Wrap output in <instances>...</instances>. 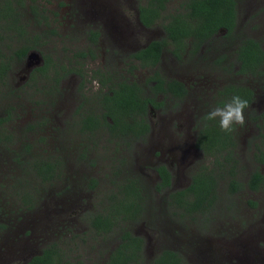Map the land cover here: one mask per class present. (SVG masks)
Instances as JSON below:
<instances>
[{
	"label": "rangeland",
	"instance_id": "rangeland-1",
	"mask_svg": "<svg viewBox=\"0 0 264 264\" xmlns=\"http://www.w3.org/2000/svg\"><path fill=\"white\" fill-rule=\"evenodd\" d=\"M183 1L165 0L160 16L143 25L138 6L147 0H23L19 23L25 34L0 31L6 53L24 43L30 46L27 52L38 56H13L0 82V116H7L0 125V264H21L51 243L71 263L104 264L121 229L142 238L136 264H151L163 247L180 251L188 264H229L223 256L264 264V163L252 157L264 123L259 115L264 109V67L253 76L235 73L236 64L227 63L234 43L222 30L197 49L186 39L178 55L167 42L154 65L129 55L147 40L163 37L162 24L167 15L182 10ZM33 3L39 14L32 17ZM236 13L235 44L249 36L264 48V0H236ZM90 29L98 32L94 39ZM87 48L93 57L75 55ZM46 57L50 65L45 72H29ZM60 65L77 68L82 75L69 72L53 84L52 70L62 72ZM155 72L164 79H180L187 95L178 100L161 97L150 79ZM120 80L136 82L152 98L147 131L120 135L106 125L81 130L80 118L98 115L101 94ZM230 81L246 83L254 96L244 111L245 124L234 126V144L224 160L226 152L205 154L194 140L199 112ZM37 158L57 162L50 180L32 174L28 162ZM157 163L166 165L171 175L170 184L159 190L152 170ZM200 168H213L215 197L204 208L181 215L171 205L170 190L186 186ZM254 168L262 181L250 189L244 183ZM231 178L241 183L234 191L228 187ZM127 180H133L136 190L121 192ZM139 195L142 209L136 217L118 221L106 232L90 225V216L106 211L108 204L124 213L135 210ZM245 252L253 255L251 262H245Z\"/></svg>",
	"mask_w": 264,
	"mask_h": 264
},
{
	"label": "trees",
	"instance_id": "trees-1",
	"mask_svg": "<svg viewBox=\"0 0 264 264\" xmlns=\"http://www.w3.org/2000/svg\"><path fill=\"white\" fill-rule=\"evenodd\" d=\"M34 2L35 0H30ZM165 0H147L146 5L138 6V19L143 25H149L152 21L160 16L164 7ZM23 0H0V31H13L18 34H25L23 24L19 23L20 11ZM182 10L167 15L168 20L162 24L164 36L149 40L146 44L136 50L130 52V57L137 59L143 64L154 65L160 58V53L167 42L173 46L174 55L179 54L182 46L189 39V44L193 49H197L203 42L213 38L214 33L218 30L223 31V37L228 38L233 35L236 17V0H184L181 3ZM35 3L31 6L32 17L39 14L35 9ZM52 32V30L50 29ZM90 38L97 36V30L90 29ZM34 38L36 36L34 35ZM35 41V40H34ZM29 45L21 43L14 50L6 53V49L0 43V82L2 83L6 72L13 58L21 59L26 55ZM93 57L91 48L87 51L80 50L75 52L77 57H83L86 54ZM235 73L256 75L262 73L261 68L264 63V49L260 46L256 38L242 36L238 39L235 47ZM12 61V60H11ZM47 57L42 64L34 66L29 72L34 71L45 72L49 66ZM58 73L54 68L52 70L53 84L69 72H75L82 75L79 69L68 66L63 69L59 66ZM153 80V87L156 91L164 94L181 95L185 91V87L181 82L172 78L164 79L158 73L150 78ZM103 82V81H101ZM141 87L134 81L126 82L124 80L117 81L110 86L106 92H103L99 98L101 112L96 115L88 113L80 118L79 128L81 130L92 131L100 125H106L109 130L116 131L120 135H142L148 129L146 118L147 103L153 104L152 98L142 94ZM233 95H239L251 103L254 93L253 88L244 82L231 81L223 85L218 91L217 105L222 106L224 102L230 100ZM160 102V101H159ZM208 112V111H207ZM206 112V113H207ZM204 113V114H206ZM264 120V109L259 113ZM205 116V115H204ZM203 116V117H204ZM255 117V115H253ZM7 119L6 115L0 116V125ZM207 123V127H205ZM30 127V126H29ZM263 130L259 132L260 144H258L252 152V157L258 163H264V123L261 124ZM6 138L8 137L7 134ZM233 131L226 133L221 131L218 121L200 122V127L196 132L194 140L195 146L202 150L205 154L214 155L222 151L226 152L224 160H227L231 151L230 148L234 144L232 138ZM215 162L223 165L221 161ZM32 174L40 180H50L56 170L57 162L49 158H37L28 162ZM158 178L155 181L154 188L159 190L167 187L170 182L169 170L163 165L156 166ZM229 174L233 171L229 169ZM133 180H127L122 188L124 190H136ZM262 181V174L257 169H252L245 181V186L255 189ZM91 182L94 179L91 178ZM216 176L213 168H200L190 175L189 183L179 189L170 190L169 198H171L173 207L180 209L179 213L189 214L190 212L200 210L209 205L215 197ZM241 186V183L234 178L229 179L228 187L230 191H234ZM140 188V187H139ZM139 195V207L131 212L124 213L108 204L106 211H96L93 213L89 222L90 225L99 232H106L113 228L118 221L132 219L137 216V210L142 209V203ZM126 210L131 207L129 203H125ZM117 206V205H116ZM136 206V205H134ZM54 243L46 245L39 253L31 255L21 264H74L71 261L62 259L58 255L59 247ZM142 238L127 229H121L118 235L117 244L109 252L104 264H136L141 259ZM151 264H188L185 257L177 249L171 247H163L152 257Z\"/></svg>",
	"mask_w": 264,
	"mask_h": 264
},
{
	"label": "clouds",
	"instance_id": "clouds-1",
	"mask_svg": "<svg viewBox=\"0 0 264 264\" xmlns=\"http://www.w3.org/2000/svg\"><path fill=\"white\" fill-rule=\"evenodd\" d=\"M94 89L99 88L97 81H92ZM249 108V102L239 95H233L230 100L223 103L222 106L212 107L203 117L205 122L218 121L221 131L230 133L234 126H243L245 124L244 111ZM207 127V123H205Z\"/></svg>",
	"mask_w": 264,
	"mask_h": 264
},
{
	"label": "flooded vegetation",
	"instance_id": "flooded-vegetation-1",
	"mask_svg": "<svg viewBox=\"0 0 264 264\" xmlns=\"http://www.w3.org/2000/svg\"><path fill=\"white\" fill-rule=\"evenodd\" d=\"M237 18V13H236V17H235V25H234V28H235V26H236V19ZM235 29H233V35L231 36V37H228L227 39H229L230 40V42H232L233 41V43H234V55H233V58H232V60L229 62H227L228 63V65H230L231 66V64H235V55H236V53H235V47H236V44H235V31H234ZM215 34V33H214ZM214 36V35H213ZM154 39V38H153ZM149 40H151V39H149ZM149 40H147L144 44H146ZM204 43V42H203ZM143 44V45H144ZM143 45H141V46H143ZM141 46H139V47H141ZM184 46V45H183ZM182 46V48L181 49H183L184 47ZM261 46V45H260ZM139 47H136L134 50H136V49H138ZM263 48V47H262ZM264 49V48H263ZM163 50V49H162ZM85 51H87V50H85ZM180 51V50H179ZM162 52V51H161ZM86 55H88V53L86 54ZM160 55H161V53H160ZM25 57H27V52H26V56ZM137 60V59H136ZM263 67H264V63H263V65H262ZM263 77H264V75H263ZM168 79H172V78H168ZM174 79H176V80H178L179 82H181L182 83V85L185 87V91H184V93H182L181 95H172L171 93H167V94H164V93H162V92H160V91H156L157 93H160L161 94V97L162 96H169V97H171V98H174V99H182V98H184L186 95H187V88H186V86L184 85V83L180 80V79H177V78H174ZM153 81V80H152ZM128 82H131V81H128ZM231 82V81H230ZM230 82H228V83H230ZM227 83V84H228ZM223 87V86H222ZM222 87L220 88V89H222ZM155 89V88H154ZM220 89H218V91L220 90ZM217 100H218V98H214V101L212 100V102H211V104L209 105V108L208 107H206V110H205V112L203 111L202 113H201V111L199 112V115L201 116L202 115V118L200 119V122H203L204 120H203V116L205 115L204 113H206L207 111H209L212 107H215L216 105H217ZM156 103V102H155ZM158 103V102H157ZM154 104V103H153ZM153 104H151V103H147V110L149 109V108H151L152 106L151 105H153ZM251 104V103H250ZM249 104V105H250ZM183 111V109L181 110V112ZM87 115V114H86ZM200 122H199V125H198V128L200 127ZM148 127H149V125H148ZM198 128H197V130H198ZM197 132V131H196ZM159 164H162V163H157V164H155L154 166H153V168H152V170L154 171V174H155V177H156V179L158 178V174H157V172H156V166H158ZM164 165V164H163ZM166 168H167V166L166 165H164ZM168 169V168H167ZM169 170V169H168ZM169 173H170V171H169ZM170 179H171V175H170ZM169 184H170V182H169ZM220 248V247H219ZM249 251V250H248ZM250 252V251H249ZM249 252H245L244 253V259H245V262L246 261H248V262H251V260H252V256L253 255H251ZM224 257V256H223ZM222 257V259L221 260H225V259H229L228 261H229V264H243V263H237L236 262V259L234 260V261H231V257H227V258H223ZM238 261H241V259H237Z\"/></svg>",
	"mask_w": 264,
	"mask_h": 264
},
{
	"label": "water",
	"instance_id": "water-1",
	"mask_svg": "<svg viewBox=\"0 0 264 264\" xmlns=\"http://www.w3.org/2000/svg\"><path fill=\"white\" fill-rule=\"evenodd\" d=\"M29 56H33L35 59L38 58L37 53L33 50H30L27 52V57H29Z\"/></svg>",
	"mask_w": 264,
	"mask_h": 264
}]
</instances>
